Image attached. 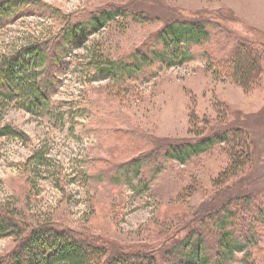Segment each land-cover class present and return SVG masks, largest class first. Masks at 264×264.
<instances>
[{
	"label": "rangeland",
	"instance_id": "obj_1",
	"mask_svg": "<svg viewBox=\"0 0 264 264\" xmlns=\"http://www.w3.org/2000/svg\"><path fill=\"white\" fill-rule=\"evenodd\" d=\"M30 1L36 5L0 29V57L100 11H123L54 68L44 112L32 115L15 104L5 112L4 123L23 138L0 139V209L16 211L27 229L50 224L98 241L109 256L137 253L154 264H172V247L196 228L212 235L214 249L221 215L231 213L228 229L240 239L254 233L255 241L223 264H264V217L257 220L255 209L264 211V0ZM174 21L201 22L210 33L209 43L192 48V59L94 78L91 57L128 62L135 51L152 50L157 32ZM243 44L260 58L248 91L214 74L206 57H228ZM192 115L197 128L247 136L249 155L237 173L221 176L230 160L220 143L184 164L164 160L152 179L148 167L138 181L134 169L120 171L130 161L153 160L166 146L205 137L192 132ZM16 246L13 236L0 238V259Z\"/></svg>",
	"mask_w": 264,
	"mask_h": 264
},
{
	"label": "trees",
	"instance_id": "obj_2",
	"mask_svg": "<svg viewBox=\"0 0 264 264\" xmlns=\"http://www.w3.org/2000/svg\"><path fill=\"white\" fill-rule=\"evenodd\" d=\"M35 5L36 3L30 0L1 1L0 29L16 20L20 11ZM121 11L123 10L100 11L86 21L67 24L53 38L28 43L10 55L0 57V139L23 138L20 131L4 123V115L9 106L15 104L16 108L32 115L44 112L54 91L52 74L54 68L62 69V59L69 53L71 47H77L79 41L85 42L90 35L103 29L107 22L121 15ZM209 41L210 33L203 23L174 21L164 25L157 32L152 50H137L129 56L128 62L91 57L88 64L95 71L94 78L101 80L122 72H140L141 69L152 66L155 61L162 60L169 65L182 63L192 59L193 47L205 45ZM220 56L216 60H211L206 55L209 59L207 60L209 69L213 70L214 74L220 73L219 71L225 73L236 85L248 91L250 80L259 71L260 58L256 57V51L249 48L248 44H243L239 47L235 46L228 57L224 54ZM190 121L194 134L207 135L192 143L166 146L153 160L145 158L142 161L133 160L120 168V171L126 173L134 169L138 181L146 177L144 172L147 171L143 169L148 167L152 179L160 172L164 160L184 164L193 156L220 143L227 146L230 160L227 170L221 176L229 177L237 173L242 164L241 160L242 162L246 160L243 156L249 155L250 144L242 130L223 132L216 127L211 128V125L197 128L193 115L190 116ZM143 187L146 188L144 182ZM255 209L257 220H260L264 217V211L259 205H255ZM229 216L231 213L221 215L222 221L218 227L222 231L213 236L216 242L214 249L211 241L208 240L209 236L212 237L211 234L200 233L198 228L197 231L193 229L172 247V264H223L233 251H242L245 244H253L254 233L244 236L243 239L241 235L240 239L234 235L236 229H228L235 224L233 219H228L234 214L232 217ZM240 230L244 231V226ZM10 236L17 240V246L5 259H0V264H154L151 257L137 253L132 255L116 253L109 256L107 248L98 241L78 238L72 232L58 230L50 224L27 229L18 221L16 211L0 209V238ZM209 249L215 253V259L212 258V253L208 252Z\"/></svg>",
	"mask_w": 264,
	"mask_h": 264
}]
</instances>
